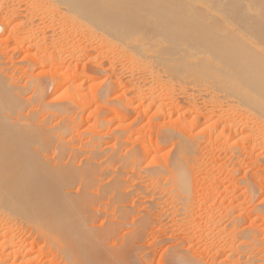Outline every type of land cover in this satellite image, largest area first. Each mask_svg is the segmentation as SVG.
I'll return each instance as SVG.
<instances>
[{
    "label": "rangeland",
    "instance_id": "1",
    "mask_svg": "<svg viewBox=\"0 0 264 264\" xmlns=\"http://www.w3.org/2000/svg\"><path fill=\"white\" fill-rule=\"evenodd\" d=\"M26 1L28 0H0V27L2 11H6L5 3L13 4L14 10L18 8L17 11L21 15L17 16L19 21L17 17L14 19V16L5 22L6 29L0 28V75L6 77L5 80H8L6 83H16L20 86L29 79L25 68L31 63L29 61L42 54L34 48V50L32 48L24 50L21 37L24 30L29 27L33 32L35 31L32 35L37 33L35 36H39V40L44 37L42 39L44 44L47 41L52 43L53 47L48 42V45H45L48 51H54L57 58L59 55L57 59L59 64L56 65L59 69L57 67L55 69L57 74L61 75V80L53 81L49 73L44 75L49 83L54 82L53 86H60L57 92L50 94L49 91L51 92L53 88L51 85L46 90L48 92L45 91L48 95H44L46 96L44 101L56 106L54 110L57 111L53 113L49 111L51 114L46 111L45 115L44 113L42 115L45 118L49 116L48 127L56 132L58 139L46 146L48 148H45L43 154L48 156V160L53 158L58 160L55 161L56 163L60 162L58 156L62 154L63 163L60 162L58 165L67 169V173L72 172L74 168L83 167L88 160L89 165L93 167L94 186L88 194L92 195L91 200L99 205L93 204L89 208V213L95 212L90 224L91 227H95L93 232L101 234L98 235L100 243L101 238L104 241H102L101 253L106 258L103 257L104 262L101 260L100 264H105V261L106 264H177L179 255L180 262L186 260L185 264H264V131L262 132L260 125L254 126L251 123L253 120L241 115L240 106H237V109L236 106L227 109L221 104V100L216 105V102L208 98L207 94L215 86L212 82L221 83L220 79H215L218 73L223 72L221 67L217 68L214 63L204 62L200 63V69L195 72L193 66L189 64L181 67L180 64L171 62L165 71L160 69L159 72L157 70L161 67L156 65L157 70L153 69V72H159L160 76L158 74L157 76L162 80L158 81L154 73L155 77L152 78L148 72L136 69L128 59H125L129 52H133L131 37L112 39L114 41L111 44L103 45L104 41L101 39L111 24H107L100 17L89 18L90 15L93 16L94 0L88 1L80 11L72 10L67 13L70 20L62 19L59 17L60 14L56 16L53 14L51 5L56 4L53 3L55 0L51 2L47 0L49 2L46 6L51 8L50 10L38 2L39 5L36 0H34L36 4L34 1H30L32 3ZM187 2L197 8L210 6L207 0H187ZM49 3L51 7L48 6ZM108 5L106 7L112 8L111 4ZM28 8L35 12L32 13ZM44 8H46L45 16ZM51 14L53 18L51 17L50 20ZM71 19H74L73 22ZM24 21L27 23L25 24ZM12 22H15L14 25ZM80 24L90 31L86 29L85 33L82 32ZM35 28L40 29L37 31ZM40 31L46 33V36ZM52 39H57L56 43ZM251 39L260 42L256 38ZM144 49L146 51L142 55L152 53L151 43H148ZM139 52L138 50L137 53L140 54ZM210 53L212 52L209 51L208 54ZM196 54L198 56L200 53ZM47 67L49 68L48 65ZM230 67L236 71L235 67L234 69L233 66ZM230 67L227 71L232 76H236L234 71L233 74L230 72L232 71ZM48 68L46 71L49 70ZM161 70L164 72L161 73ZM37 72H39L38 68L33 69L30 73L33 74L31 77H39ZM115 76L119 78V84H115ZM206 82L210 83L207 85ZM202 83L207 86H203ZM209 84L213 87H209ZM28 94L25 93L26 96H29ZM245 127L248 129H244ZM230 133L235 135L230 138ZM73 153H76L74 154L76 159L68 163L69 155L71 157ZM185 155L187 157L184 161L182 157L185 158ZM174 173L180 175L183 173L182 176L189 190L187 198L182 196L180 198L178 193L173 192V189L177 188L175 179L171 176ZM70 187V191L75 194L80 186L75 182ZM169 189L172 194L170 198ZM120 192L123 195L120 197L123 198L126 194L127 196L123 200L120 198L119 203ZM108 195L113 202L118 203L111 202ZM120 205L130 211L128 219L120 220L125 223L116 227L118 231L115 232L116 235L105 237L109 225L121 223L118 221L120 213L116 208ZM160 207H164V210ZM145 208L149 209L154 217L149 220V226H146V231L144 230L145 235L143 233V237L139 238L142 241H138L139 239L138 242L132 241L138 232V224L145 218ZM241 234L243 237L245 235L242 239ZM14 240L15 245L19 247L18 243H21L19 233ZM121 245L122 249H119ZM127 249L132 251L128 250V253ZM119 250H123L122 253ZM124 250L126 254L128 253V258L124 253L128 259L124 257L125 261L117 258L122 257ZM249 250L253 252L250 253ZM46 257L42 260L50 259ZM63 257L65 256L60 255L57 260H52L51 264H64ZM250 257L251 259H248Z\"/></svg>",
    "mask_w": 264,
    "mask_h": 264
},
{
    "label": "bare ground",
    "instance_id": "2",
    "mask_svg": "<svg viewBox=\"0 0 264 264\" xmlns=\"http://www.w3.org/2000/svg\"><path fill=\"white\" fill-rule=\"evenodd\" d=\"M28 1L30 2L34 0H28ZM28 1L26 2L29 3ZM36 1L37 3L38 2L42 3L45 6L49 2L47 0H36ZM51 1L52 0H50V2ZM88 1L90 0H55L53 1V3L56 2L57 5L54 3L51 6H52L53 14H55V16L57 14L58 15L60 14L59 17H61L62 19L64 18L70 20V17H68L67 13L72 12V10L80 11V9L84 8L85 5H87ZM106 1L107 2H105V0H96V1L94 0L93 2H95L94 5L95 8L93 9V16L90 15L89 17L91 19L92 18L99 19L100 17L104 19L107 24H111V27L106 31L105 36L101 39L104 41L103 45L104 43H106L107 45L111 44L114 41V40L112 41V39L131 37L130 38L131 47H133V50L131 51L133 52H129L126 55L127 58L125 59H128L129 60L128 62L132 63V65H134L136 69L148 72L149 75H152V78H154L155 75L157 76V74L160 72L159 71L160 69H164L165 71L166 67L169 64H171V62L176 65L180 64L181 67L182 65L189 64L193 66L192 68L194 69L195 72H197L200 69V63L202 64L204 62L214 63L216 66H218L217 68L221 67L223 72L218 73L217 78H215V79H220L221 83L217 81L212 82L213 86L215 85L213 87L211 84L213 88L209 84V87H211L212 89L211 92L207 94L208 98L212 102H216V105L217 102L219 103V101L221 100L222 102L221 104L223 106H226L227 109L232 108L233 106L234 107L236 106L235 109H237V106H240L241 107L240 110L242 112L241 115L244 116L246 119L253 120V122L251 123H253L254 126L260 125L261 128L263 129L262 132L264 131V0H207V2L210 3V6H206V7L201 6L199 8L193 6L192 4L187 2V0H176V1L175 0H106ZM50 4L51 3H49L48 6H50ZM108 4H111L112 8L106 7L109 6ZM13 6H14L13 4L9 5V3H5L4 8L6 7L5 8L6 11L1 10L3 12V13L1 12L3 14L1 16L2 28L4 27L5 22L6 21L8 22L12 17L15 16L14 17L15 19L17 16L18 17L21 16L17 11L18 8L17 9L15 8L16 10H14ZM39 9L41 8L39 7ZM45 9L46 8H44V12L46 11ZM28 10H32V13L33 11L35 12V10L31 8H28ZM11 12L12 14H10ZM39 12H41V10H39ZM45 14L46 12L44 13V16ZM33 16H35V13ZM18 17L16 18L17 20ZM27 17L29 18V16ZM51 17L53 18V15L50 16L49 18L50 20ZM21 18L23 19L24 17ZM42 19L43 18H40V20ZM33 22L35 23V21ZM36 22H38V20ZM28 24H29V20H28ZM81 29L80 32L82 31L84 33L86 29L89 30V28H86V26L85 27L81 26ZM32 32L33 30L29 27L28 29H25L24 32L22 33V37H21L23 40L22 45H24L25 48L23 49L26 50V48L28 49L34 48L37 52H40L42 54L40 57L38 55L37 58L34 57L32 61H29V63L30 62L31 63L28 64L27 68H25L26 69L25 73L27 74L29 79L26 77L28 80L23 84V86H20L19 84L18 86L16 83L15 84H9V82L6 83L8 81L5 80L6 77L3 78V76L0 75V264H51L52 260H57L56 258H58L60 255L65 256L63 257L65 259L64 264H100L101 262H104V260L102 259H104L103 257H105L101 253V249H102L101 245L103 239L101 238V243H100V236H98L100 233L97 234L93 232V229H95V227L94 226H93L94 228L91 227L92 224H90L92 222L91 220L93 219V217H95L94 216L95 212L92 211L91 214L89 213L90 212L89 208H91L93 204L96 203V202L94 203L91 200L93 199L91 198L92 195L90 196L88 194V191H90L94 186L92 180L93 178L92 174L94 172L93 167L89 165V160L88 162L85 163L82 161L85 164L83 167L74 168L72 172L70 171V173H67L66 172L67 169L58 165L60 162L63 163V160L61 161V159L63 158L62 154H59L58 156L60 159L59 163H56L55 161L58 160H55L54 158L48 160V156L47 155L44 156L43 154L45 148H48L46 146H48L51 143H54V141L58 139V136L55 134L56 132L54 133V131L52 129H49L48 127L49 116H47V118L42 116L43 113L45 115L46 111H48V113H50L49 111H51L52 113L54 111H57L54 110L56 106L54 107L52 104L44 101V99H46L45 98L46 96L44 95L47 94L45 93V91L48 90L47 88H50L52 85L53 88H51V92L49 91V93L54 94L55 92H57L58 87H60L59 85L57 87L53 86L54 82L50 81L51 83H49V81L47 80L48 78H46L45 76L47 73H49V76L50 75L52 76L53 81L56 79L61 80L62 77L60 78L61 75L57 74V70L55 69V67H57L56 65L59 64L57 60L59 58V55L57 58L56 57L57 55L55 56L54 51L52 52L48 51V48H45V45L47 44L48 41L46 40L47 42L46 44H44L42 40L44 39V37L41 40H39L38 38L39 36L36 37L37 33L32 35ZM250 36H252L251 38H256L260 40V42L257 43L253 41L250 38ZM56 40L53 41L55 42ZM148 43H151L152 53L148 55H142V53L143 54L145 53L144 51L146 50L144 48ZM49 44L51 45L52 43ZM51 46L53 47V45ZM138 50L140 51L139 52L140 54L137 53ZM198 50L200 52H198ZM209 51H211L212 53L208 54ZM254 51H256L257 54L254 53ZM196 53H200V54H198L197 56ZM213 55H215V57ZM47 65L49 66V68L47 67ZM156 65L161 68H159L158 70L155 69ZM230 66H233V69L235 67L236 71L232 70ZM229 67L232 70L229 71L232 72V74L234 71L236 76L234 75L232 76L227 71ZM35 68L39 69V72H37V74L40 75L39 77H31L33 74L31 75L30 73ZM47 68L49 70L46 71ZM57 68L59 69V67ZM153 69L159 72L157 73V71H155L154 73ZM164 71L161 70V73ZM153 73L155 74L154 76ZM159 76H157L158 81L161 80L159 79ZM157 77L155 79H157ZM12 80L10 79V81ZM159 83L161 84V82ZM115 84H119L118 77L115 78ZM165 85L167 86V84ZM207 85L204 84L203 86H207ZM25 93L27 94L30 93V95L28 94L29 96H26ZM58 96L60 97V95ZM24 112H26V114ZM246 127L244 129H248ZM239 133H241L240 130ZM230 135L231 137L229 135L227 136L232 138L233 134L230 133ZM227 136L226 138H228ZM259 140L262 141L261 139ZM182 153L185 154V152ZM74 154L76 155V153H73V156L71 157L69 155L68 163L74 160L75 158ZM186 157H187L186 155L185 158L182 157L184 161L186 160ZM168 173H170V171ZM182 175L183 173L181 175L178 173L171 174V176H173L175 179L174 181L175 186H177V188L175 187V189H173V192L175 191L176 193H178L180 198L182 197L187 198V196L189 195L188 194L189 190L186 186V182H185L186 180L183 177L184 175L183 176ZM153 176L154 174L152 175V177ZM160 179H161V175H160ZM75 182H78L80 187L79 190L77 189L78 191L75 194H73L72 191H70L71 188L70 186ZM100 189L102 192V188ZM118 194H120L119 200L120 198L121 200H123V198L127 196V194L125 193L126 194L124 195L125 197L122 198L120 197L123 196L121 195V192ZM110 195H108V198H110L109 197ZM171 195L172 194L170 190V192L168 193L169 198ZM121 200L119 201V203L121 202ZM111 202H113V200ZM113 203L116 204L118 202L116 201V203L115 202ZM118 205L119 204H117V206ZM100 207L102 208V206ZM103 207L105 206L103 205ZM116 208H118L120 213L118 221L126 220L130 211L127 210L126 207L121 205ZM163 208L164 207H162L161 209ZM144 213H145L144 214L145 218H143L142 220L143 222L141 221L139 223L140 225L138 224L137 226L138 232L135 234L136 235L135 239L136 238L137 239L136 240L134 239L132 241H137L139 238L143 237V233L146 231L147 228L146 226H149L148 225L150 223L149 220H151L154 217V215H152L153 213L151 214L149 209H146ZM123 221L122 222L120 221L121 223L109 225L110 227L105 232L106 236L105 235L104 236L108 237L111 235H116L115 234V232L117 231L116 227L119 225H124L123 223L125 222ZM132 227L134 226L132 225ZM18 233L21 236V240H20L21 243L20 244L18 243V245H20L19 247L15 245V243L13 242V240L15 239ZM242 237L243 236L241 234L240 238L242 239ZM29 240L31 241L28 242ZM140 240L142 241V239H139L138 241ZM250 240L252 239L250 238ZM254 240L255 239H253V241ZM166 241L168 242V240ZM238 243H241V241L240 242L238 241ZM257 243L259 242L257 241ZM130 247L132 248L131 245ZM245 247H247V245ZM245 247L243 248L245 249ZM36 248L38 249L36 250ZM119 249H122V245L120 246ZM129 249H127L126 251L128 252ZM122 251L123 250H121L120 252L122 253ZM129 251H132V249ZM124 253L125 256L128 258L127 254L129 252L126 254L125 250L123 254H121L122 257L118 256L120 254H117L118 256L117 258L118 259L121 258L122 260H124L126 258L124 256ZM129 255L131 256V254ZM246 255L247 254H245V257ZM46 256L50 257V259L42 260V258ZM127 258L126 260H128ZM178 258L180 259V255ZM179 259L176 261L177 264L178 261L180 264L186 263V260H184L185 263L184 262L181 263ZM248 259H251V257Z\"/></svg>",
    "mask_w": 264,
    "mask_h": 264
}]
</instances>
